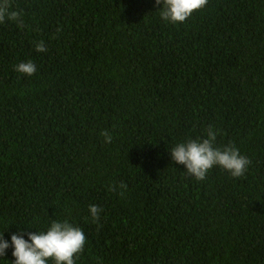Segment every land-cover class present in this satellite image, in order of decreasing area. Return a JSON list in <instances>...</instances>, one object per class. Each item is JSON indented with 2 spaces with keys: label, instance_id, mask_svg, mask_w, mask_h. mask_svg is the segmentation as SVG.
I'll return each mask as SVG.
<instances>
[{
  "label": "trees",
  "instance_id": "trees-1",
  "mask_svg": "<svg viewBox=\"0 0 264 264\" xmlns=\"http://www.w3.org/2000/svg\"><path fill=\"white\" fill-rule=\"evenodd\" d=\"M7 3L20 15L0 21L4 238L68 220L86 235L75 264H264V0H207L178 24L155 0ZM27 60L34 75L13 70ZM210 128L251 160L243 176L197 180L172 161Z\"/></svg>",
  "mask_w": 264,
  "mask_h": 264
},
{
  "label": "clouds",
  "instance_id": "clouds-1",
  "mask_svg": "<svg viewBox=\"0 0 264 264\" xmlns=\"http://www.w3.org/2000/svg\"><path fill=\"white\" fill-rule=\"evenodd\" d=\"M159 5V17L165 23H183L196 10L202 9L207 0H155ZM17 12L12 11L7 0H0V21L6 17L19 20ZM36 51L46 52L44 44L37 43ZM17 73L32 76L37 68L33 61H21L13 65ZM216 132L211 128L206 138L188 139L176 143L170 150L175 164L184 165L185 171L197 180H204L213 167L219 166L233 177H241L251 164V160L242 155L232 145L217 147ZM105 142H111V136L104 133ZM102 210L89 205V215L93 222L99 220ZM32 228V227H30ZM4 233V232H3ZM0 233V257L6 256V250L12 249V264H75L76 257L84 249L86 235L84 230L68 220L52 219L44 230L35 232L18 228L11 234L10 240Z\"/></svg>",
  "mask_w": 264,
  "mask_h": 264
}]
</instances>
